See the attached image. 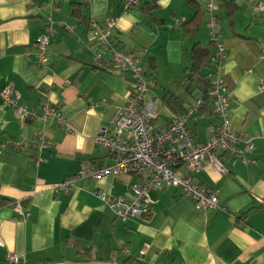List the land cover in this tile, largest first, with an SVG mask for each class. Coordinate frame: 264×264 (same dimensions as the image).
I'll return each mask as SVG.
<instances>
[{
	"label": "crops",
	"instance_id": "obj_1",
	"mask_svg": "<svg viewBox=\"0 0 264 264\" xmlns=\"http://www.w3.org/2000/svg\"><path fill=\"white\" fill-rule=\"evenodd\" d=\"M124 2L0 0V91L12 88L22 97L19 104L39 114L49 100L69 119L67 129L40 120L21 126L17 108L0 97V237L5 244L0 264H9V254L24 259L19 264H264V12L258 9L264 0H220L217 9L227 51L221 75L234 94L232 130L254 139L245 154L249 163L221 155L225 174L204 165L191 175L218 192L219 208L199 210L181 189L169 187L150 193L147 216L121 222L98 194L127 197L133 183L145 180L130 172L85 178L69 192L54 191L83 164L114 165V156L96 140L102 127L114 130L115 111L126 107L133 93L130 75L95 64L97 38L89 19L103 29L117 19L110 31L113 48L145 53V101L158 106L154 132L179 116L167 95H176L187 110L204 106L184 88L194 51L214 53L206 0H160L154 9L141 0L127 13ZM49 18L68 22L72 30L59 28L47 60L38 63L35 43ZM186 24L198 32L186 35ZM174 64L178 80L170 84L167 74ZM205 67L213 73L210 64ZM217 122L212 101L187 125L204 143ZM19 203L29 213L26 220Z\"/></svg>",
	"mask_w": 264,
	"mask_h": 264
},
{
	"label": "built area",
	"instance_id": "obj_2",
	"mask_svg": "<svg viewBox=\"0 0 264 264\" xmlns=\"http://www.w3.org/2000/svg\"><path fill=\"white\" fill-rule=\"evenodd\" d=\"M140 2L141 0H125L123 9L127 13ZM219 2L220 0H206L209 38L215 49L211 64L213 69L211 84L213 111L218 122L211 126V137L204 143L197 142L188 129V121L197 113V108L193 107L174 119L164 130L153 131L152 122L158 117V106L152 101H145L148 91L143 68L145 53H130L113 48L110 31L115 29L117 19L108 20V29H103L96 19H89L88 25L97 38L98 50L94 53L95 64L112 66L119 75H130L133 93L126 107L115 111L111 121L114 130L111 131L107 126L102 127L96 140L98 146L114 156V165L90 167L83 164L76 174L55 186L57 191H70L81 179H101L130 172L135 176L145 177V180L142 183H133L131 193L127 197H113L103 192L98 194L121 222L147 216L151 202L150 193L153 190L169 187L181 189L199 210L220 207L218 192L195 183L191 175L200 171L204 165L212 166L221 174H225L227 169L221 160V155L230 156L235 161L245 164L249 163L245 154L247 150L252 149L254 139L232 130L230 113L234 94L227 88L221 75L227 59V51L217 13ZM258 9L264 12V5L260 4ZM59 28L72 30L66 21L55 23L51 18L48 19L47 29L35 43L38 63H44L47 60L51 40ZM107 55L109 57H106ZM261 89L264 90V81ZM0 97L4 103L17 108L21 126L29 121L40 120L46 125L52 123L64 129L68 128V113L56 108L49 100L42 104V111L39 114L19 104L22 97L12 88L0 91ZM182 170L188 171L189 175L183 176L180 173ZM22 208L23 206L19 203L18 210L26 220L29 213H23ZM4 245L0 237V247ZM7 260L9 264L24 262V259L15 254H9Z\"/></svg>",
	"mask_w": 264,
	"mask_h": 264
},
{
	"label": "trees",
	"instance_id": "obj_3",
	"mask_svg": "<svg viewBox=\"0 0 264 264\" xmlns=\"http://www.w3.org/2000/svg\"><path fill=\"white\" fill-rule=\"evenodd\" d=\"M146 1L149 3V5L151 3H153L152 5L149 6V8L154 9V8H157L158 7V4H159V1L160 0H146ZM73 4L76 5L77 3L76 4L73 3ZM79 5L80 4H78L77 6H79ZM205 10H206V4H205ZM218 18H219V16H218ZM190 26H191L190 24L189 25L186 24V25H183L182 26V29L186 32V35H191V34H194V33H197L198 32V30H191L189 28ZM210 45L214 48L213 43L210 42ZM214 51H215V49H214ZM214 55H215V53L212 54L207 49L206 50H203V49H199L198 50V49H196L194 51V53L192 54V59H193V64H192L193 66L192 67L193 68H191L192 70L190 71V72H192L191 82L196 87V89H198L199 92L202 94V98L201 99H203L202 100V103H204V106L207 105V104H210L213 101L212 84H211L213 78H211L209 76L202 75L201 69H202L203 66L204 67L205 66H209V64L212 67L211 64L213 63L212 62V59H213ZM166 102H167L168 105H170L172 107L173 111L175 113H177V115H179L178 117L182 116L184 113H186L188 111L186 109V107L183 106L182 101L179 100V98L176 95H174V94L167 95ZM204 106H203V108H204ZM203 108L202 109H201V107H200V109L197 108V113L196 114L199 115L200 114V111L203 110ZM153 123L154 122H152V126L155 125ZM53 189H54V191L56 193H66V192H69V191H65V192H63V191H57L55 189V187ZM1 202H4V201H1ZM22 206L24 207L23 204H22ZM124 223H126V222H124ZM126 263L127 264H139V263H136V261L134 262L133 260H128Z\"/></svg>",
	"mask_w": 264,
	"mask_h": 264
},
{
	"label": "rangeland",
	"instance_id": "obj_4",
	"mask_svg": "<svg viewBox=\"0 0 264 264\" xmlns=\"http://www.w3.org/2000/svg\"><path fill=\"white\" fill-rule=\"evenodd\" d=\"M213 48V47H212ZM148 63V62H147ZM179 68H178V66H175V64L174 65H172L170 68H169V75L167 74V77H168V82L170 83V84H177V80H178V78L176 77L177 75H178V73H177V70H178ZM202 71L204 72V73H207V72H209L210 73V70L208 69V67H204L203 69H202ZM181 72V71H180ZM180 72H179V74H180ZM212 73H210V75H211ZM185 89V88H184ZM181 173V172H180Z\"/></svg>",
	"mask_w": 264,
	"mask_h": 264
},
{
	"label": "water",
	"instance_id": "obj_5",
	"mask_svg": "<svg viewBox=\"0 0 264 264\" xmlns=\"http://www.w3.org/2000/svg\"><path fill=\"white\" fill-rule=\"evenodd\" d=\"M192 79V75H189L188 78V84L186 85L185 90L188 92V94H190L192 97H194L196 100L201 99L202 94L199 92L198 89H196V87L192 84L191 82Z\"/></svg>",
	"mask_w": 264,
	"mask_h": 264
}]
</instances>
